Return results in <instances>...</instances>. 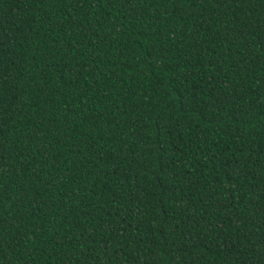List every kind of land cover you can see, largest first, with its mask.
Masks as SVG:
<instances>
[{
  "label": "trees",
  "instance_id": "16d2710c",
  "mask_svg": "<svg viewBox=\"0 0 264 264\" xmlns=\"http://www.w3.org/2000/svg\"><path fill=\"white\" fill-rule=\"evenodd\" d=\"M0 264H264V0H0Z\"/></svg>",
  "mask_w": 264,
  "mask_h": 264
}]
</instances>
